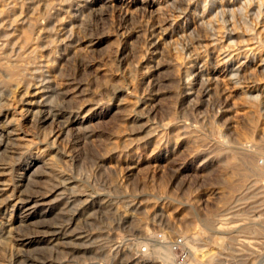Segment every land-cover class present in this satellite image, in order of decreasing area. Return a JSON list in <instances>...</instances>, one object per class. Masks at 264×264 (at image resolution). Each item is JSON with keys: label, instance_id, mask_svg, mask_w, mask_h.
Instances as JSON below:
<instances>
[{"label": "rangeland", "instance_id": "374dc122", "mask_svg": "<svg viewBox=\"0 0 264 264\" xmlns=\"http://www.w3.org/2000/svg\"><path fill=\"white\" fill-rule=\"evenodd\" d=\"M155 242L264 264V0H0V264Z\"/></svg>", "mask_w": 264, "mask_h": 264}, {"label": "bare ground", "instance_id": "6f19581e", "mask_svg": "<svg viewBox=\"0 0 264 264\" xmlns=\"http://www.w3.org/2000/svg\"><path fill=\"white\" fill-rule=\"evenodd\" d=\"M16 77V76H15ZM8 80V79H7ZM18 80V79H17ZM15 81V80H14ZM4 83L3 85H5ZM9 84V83H8ZM4 93V92H3ZM2 136V135H1ZM2 144V143H1ZM55 190V189H54ZM56 191V190H55ZM32 195V194H31ZM19 200V199H18ZM15 203V202H14ZM19 203V202H18ZM26 204V203H25ZM36 205V204H35ZM28 208V206H27ZM6 211V210H5ZM11 213V212H10ZM21 220V219H20ZM196 249V248H195ZM171 247H167V245H162L159 242H155L154 249L152 251V255L154 258L158 259L163 264H174L173 256L171 254ZM193 250V249H192ZM194 252V250H193ZM152 257V256H151ZM149 264V263H148ZM161 264V263H160ZM190 264V263H189Z\"/></svg>", "mask_w": 264, "mask_h": 264}, {"label": "built area", "instance_id": "2783aa9c", "mask_svg": "<svg viewBox=\"0 0 264 264\" xmlns=\"http://www.w3.org/2000/svg\"><path fill=\"white\" fill-rule=\"evenodd\" d=\"M178 245H181V241L177 243V246H178ZM177 246H176V247H177Z\"/></svg>", "mask_w": 264, "mask_h": 264}]
</instances>
